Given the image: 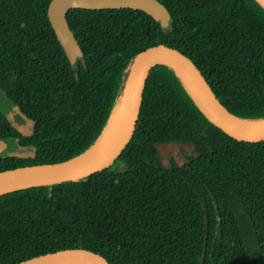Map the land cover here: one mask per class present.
Listing matches in <instances>:
<instances>
[{
	"label": "trees",
	"instance_id": "trees-1",
	"mask_svg": "<svg viewBox=\"0 0 264 264\" xmlns=\"http://www.w3.org/2000/svg\"><path fill=\"white\" fill-rule=\"evenodd\" d=\"M166 26L125 9L74 8V63L48 18L51 0H0V172L63 162L99 138L136 57L164 45L187 56L234 116L264 119V7L257 0H155ZM13 110V109H12ZM183 159L165 164L161 148ZM188 152H187V151ZM109 264H264V141L234 139L199 109L176 73L146 78L133 136L109 167L79 180L0 195V264L61 250Z\"/></svg>",
	"mask_w": 264,
	"mask_h": 264
},
{
	"label": "water",
	"instance_id": "water-1",
	"mask_svg": "<svg viewBox=\"0 0 264 264\" xmlns=\"http://www.w3.org/2000/svg\"><path fill=\"white\" fill-rule=\"evenodd\" d=\"M257 1L264 7V0ZM74 8L87 10L131 8L143 11L153 18L160 19L164 26L169 21L168 11L155 0H51L47 11L48 18L58 40L72 63L83 54L67 21V12ZM158 64L166 65L176 73L203 114L226 134L243 142L264 141V128L261 130H247L238 124V121H261L264 119L249 120L232 115L221 104L203 74L187 56L176 49L159 45L148 48L140 53L129 70L124 92L118 105L120 107L124 104V100H127L123 128L107 152L99 156H88V153L106 131L113 114L119 108L118 106L97 141L83 154L63 162L19 167L0 172V188L22 185L21 187L6 190L0 193V195L36 186L79 180L113 164L134 134L146 78L151 68ZM0 93H2L1 90ZM4 97L7 100L5 95ZM15 113L21 114L18 108L13 107V111L9 117L10 121L14 122ZM14 127L19 132L26 133L30 127V120L26 119L25 124L14 122ZM11 149L12 146L7 140L0 139V155L10 152ZM16 264L109 263L105 258L91 251L66 249L34 257Z\"/></svg>",
	"mask_w": 264,
	"mask_h": 264
},
{
	"label": "bare ground",
	"instance_id": "bare-ground-1",
	"mask_svg": "<svg viewBox=\"0 0 264 264\" xmlns=\"http://www.w3.org/2000/svg\"><path fill=\"white\" fill-rule=\"evenodd\" d=\"M126 99L124 100V104H122L113 114L106 131L102 134L101 138L95 144V146L88 153V156H99L107 152L115 140L120 135L123 124H124V116L126 110ZM238 124L247 129V130H261L264 128V120L261 121H238ZM22 185H16L11 187L0 188V193L5 192L6 190H10L13 188L21 187Z\"/></svg>",
	"mask_w": 264,
	"mask_h": 264
},
{
	"label": "rangeland",
	"instance_id": "rangeland-1",
	"mask_svg": "<svg viewBox=\"0 0 264 264\" xmlns=\"http://www.w3.org/2000/svg\"><path fill=\"white\" fill-rule=\"evenodd\" d=\"M8 100V99H7ZM5 99L4 95L0 93V109H2L5 112H8V115L10 117V113L13 111V106L10 103V101ZM12 149L10 152H16L18 154H26L25 149H22L15 145L14 142H11ZM187 151V150H186ZM188 152V151H187ZM7 153V152H5ZM9 153V152H8ZM161 157L165 164L169 162L170 159L174 158L178 161H181L183 159V154L179 146L176 145H165L161 148Z\"/></svg>",
	"mask_w": 264,
	"mask_h": 264
}]
</instances>
